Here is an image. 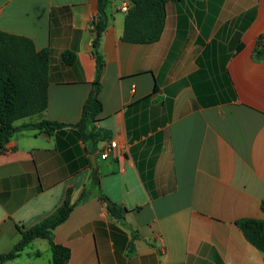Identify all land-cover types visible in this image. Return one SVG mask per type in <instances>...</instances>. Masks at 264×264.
Segmentation results:
<instances>
[{
    "label": "crops",
    "instance_id": "obj_1",
    "mask_svg": "<svg viewBox=\"0 0 264 264\" xmlns=\"http://www.w3.org/2000/svg\"><path fill=\"white\" fill-rule=\"evenodd\" d=\"M98 4L0 0V30L52 52L48 108L16 126H65L21 130L0 152V256L71 190L52 236L70 250L66 264H264L237 224L264 221V0L170 1L150 44L122 40L130 3L108 0L93 140L74 126L97 76ZM114 140L116 156L102 159ZM26 248L4 264H51L48 239Z\"/></svg>",
    "mask_w": 264,
    "mask_h": 264
},
{
    "label": "trees",
    "instance_id": "obj_2",
    "mask_svg": "<svg viewBox=\"0 0 264 264\" xmlns=\"http://www.w3.org/2000/svg\"><path fill=\"white\" fill-rule=\"evenodd\" d=\"M128 8L122 40L135 44H150L160 40L166 24L167 4L173 0H127ZM108 0H99L98 15L92 23L95 35L93 42L94 57L97 64V76L94 88L88 98L81 121L74 126L84 139L97 140L100 134L91 128V124L102 111L99 93L100 78L104 62L99 53V43L107 25L105 12ZM257 54L264 56L263 38L258 40ZM52 52L50 49L38 51L29 38L9 34L0 30V152L5 144L19 131L38 129L51 134L62 129L63 124L43 120L36 124L16 126V122L25 118L39 116L48 108L49 69ZM62 62L71 66L76 62V55L66 51ZM69 190L65 200L57 210L30 228L21 230V239L14 249L0 256V264L17 258L21 252L37 238L48 239L52 250L51 264H66L70 259V250L56 244L54 230L70 216L74 205ZM111 214L123 218L126 209L115 204L109 205ZM264 211V203L262 204ZM246 239L258 250L264 252V221L245 218L237 222Z\"/></svg>",
    "mask_w": 264,
    "mask_h": 264
},
{
    "label": "built area",
    "instance_id": "obj_3",
    "mask_svg": "<svg viewBox=\"0 0 264 264\" xmlns=\"http://www.w3.org/2000/svg\"><path fill=\"white\" fill-rule=\"evenodd\" d=\"M119 146V143L117 140L111 141L109 146L106 147L102 152H101V158L102 159H108L111 156H116L117 148Z\"/></svg>",
    "mask_w": 264,
    "mask_h": 264
},
{
    "label": "rangeland",
    "instance_id": "obj_4",
    "mask_svg": "<svg viewBox=\"0 0 264 264\" xmlns=\"http://www.w3.org/2000/svg\"><path fill=\"white\" fill-rule=\"evenodd\" d=\"M30 118H32V117H30ZM26 250H28V248H26L25 251H26Z\"/></svg>",
    "mask_w": 264,
    "mask_h": 264
}]
</instances>
